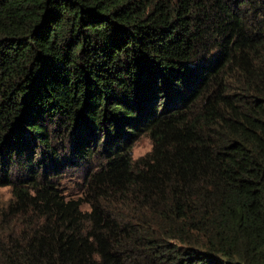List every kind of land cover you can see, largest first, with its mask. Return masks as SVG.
Returning <instances> with one entry per match:
<instances>
[{
	"label": "trees",
	"instance_id": "obj_1",
	"mask_svg": "<svg viewBox=\"0 0 264 264\" xmlns=\"http://www.w3.org/2000/svg\"><path fill=\"white\" fill-rule=\"evenodd\" d=\"M0 185V264H264V0H0Z\"/></svg>",
	"mask_w": 264,
	"mask_h": 264
},
{
	"label": "rangeland",
	"instance_id": "obj_2",
	"mask_svg": "<svg viewBox=\"0 0 264 264\" xmlns=\"http://www.w3.org/2000/svg\"><path fill=\"white\" fill-rule=\"evenodd\" d=\"M151 147V140L146 135H141L132 146V156L134 158L147 152ZM36 151L38 150L35 148ZM72 159H67L66 164L63 166H57L60 171V176L53 175V179L57 181L59 187L63 189L67 194L77 195L79 194V184L83 181V166L79 163H74ZM11 197L10 185H0V209L8 202Z\"/></svg>",
	"mask_w": 264,
	"mask_h": 264
}]
</instances>
